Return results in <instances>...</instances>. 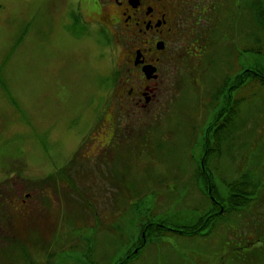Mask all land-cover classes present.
<instances>
[{
    "label": "rangeland",
    "instance_id": "obj_1",
    "mask_svg": "<svg viewBox=\"0 0 264 264\" xmlns=\"http://www.w3.org/2000/svg\"><path fill=\"white\" fill-rule=\"evenodd\" d=\"M40 2L30 0V11L20 10L31 23L11 56L22 22L8 32L13 14L0 8V183L16 184L14 205L22 198L18 188L33 200L27 223L18 215L11 219L15 239L0 241V264H115L139 246L143 223L186 230L205 214L204 185L194 175L213 113L203 104L224 79L228 61L263 72L264 56H237V40L239 48H252L236 32L246 24L236 25L233 35L220 25L216 44L163 63L157 100L128 119L119 107L127 48L107 46L95 26L86 29L66 12L43 27L48 16ZM239 97L246 100L236 106L233 125L219 132L213 194H226L222 179L231 182L245 171L263 187V199L251 195L249 208L220 217L213 232L148 233L146 246L127 264H237L235 258L264 245L258 233L264 230V86L249 85ZM113 131L122 141L110 140L104 151Z\"/></svg>",
    "mask_w": 264,
    "mask_h": 264
},
{
    "label": "flooded vegetation",
    "instance_id": "obj_2",
    "mask_svg": "<svg viewBox=\"0 0 264 264\" xmlns=\"http://www.w3.org/2000/svg\"><path fill=\"white\" fill-rule=\"evenodd\" d=\"M39 6V11L48 16L42 25L45 28L48 22L59 19L66 12L72 14L74 21L83 23L86 29L95 26L96 36L107 46L112 42L121 49L124 46L127 48L120 63L119 75L124 100L119 107L126 108L128 119L132 113L141 116L157 100L165 61L174 62L184 58L190 54L189 49L194 53V50H198L197 47L212 44L214 39L216 44L220 25L225 29L231 28L233 35L234 16L239 11H244L239 0H41ZM0 8H6L13 14L10 15L8 32H14L15 21L22 22L23 31L16 40L13 39L11 56L15 42L18 46L29 32L31 21L20 10L24 13L30 11V0H11L7 7L0 3ZM247 10L250 12L249 6ZM158 44L162 47L159 48ZM137 54L139 59L136 62ZM146 65L156 67L152 76L156 74L157 77L146 76L143 72ZM112 139L122 141L121 133H109V142L107 141L104 151L108 149ZM15 186L14 182L0 183V241L6 242V245L15 236L9 229L11 219L18 215L27 223L32 209L31 194L24 188L16 190L22 198L17 205L13 204L16 202L13 199ZM4 206L8 208L6 213Z\"/></svg>",
    "mask_w": 264,
    "mask_h": 264
},
{
    "label": "trees",
    "instance_id": "obj_3",
    "mask_svg": "<svg viewBox=\"0 0 264 264\" xmlns=\"http://www.w3.org/2000/svg\"><path fill=\"white\" fill-rule=\"evenodd\" d=\"M240 7L244 9L235 15V30L236 25L246 24L242 30L237 27V34L244 36V41L247 45H252V48L248 50L247 46L239 48L238 41V52L237 56L241 52L255 53L256 55L264 56V0H239ZM250 7V12H247V7ZM240 17V21L238 18ZM242 30V32H241ZM237 35V36H238ZM248 37V38H247ZM243 41V42H244ZM237 44V43H235ZM234 54V53H233ZM227 62V72L223 75L221 83L215 84L208 98L203 104L206 108H209V112H213L208 120V130L202 137L201 144V156L196 162V169L194 175L198 180H201L204 185L203 199H206L207 205H205V214L199 217L198 221L188 227L186 230L169 229L163 224H153L146 222L142 224L141 233L144 234L142 241L138 239L139 246H134L129 250L120 261L115 264H127L133 255L146 246V238L148 233H154L155 236L159 235V230L165 229L166 231L173 232L178 237H193L200 235L203 230L209 229L213 232L217 229V221L220 217L225 218L230 214H240L249 208V201L253 200L251 195H258L256 200H262V188L258 185L257 180H252L251 176L245 171H240L241 177L233 179L231 182H227V179H222L226 185V194H222L217 199L213 194V184L210 180L211 173H216L218 167V157L221 156L220 140L222 135L219 133L222 126L233 125L232 121L235 116V109L237 105L245 101L244 97H239L238 94L243 88L254 86V84L264 86V71L251 70ZM237 63V61H236ZM226 76V77H225ZM225 123V124H224ZM225 127V128H226ZM225 142H228L229 133L225 130ZM216 164V167H215ZM221 200V201H220ZM255 202H253L254 204ZM258 233H264V230ZM201 235H204L201 234ZM136 251L134 252V250ZM130 253V254H129ZM22 255V254H21ZM23 256V255H22ZM26 257V256H25ZM264 259V245L255 246L254 248L247 250L245 254H241L238 258H235L237 264H250L251 261H257ZM24 258V257H23ZM264 264V261H263Z\"/></svg>",
    "mask_w": 264,
    "mask_h": 264
},
{
    "label": "water",
    "instance_id": "obj_4",
    "mask_svg": "<svg viewBox=\"0 0 264 264\" xmlns=\"http://www.w3.org/2000/svg\"><path fill=\"white\" fill-rule=\"evenodd\" d=\"M158 47L161 48L162 46L160 44H158ZM138 59H139V55L137 54V56H136V62L138 61ZM155 71H156V67H154L152 65H146V66L143 67V72L146 74V76L148 78H151V77L155 78V77H157L156 74L152 76V73L155 72Z\"/></svg>",
    "mask_w": 264,
    "mask_h": 264
}]
</instances>
